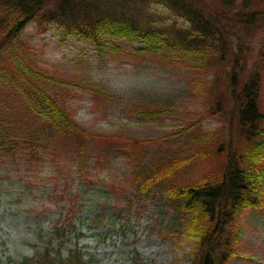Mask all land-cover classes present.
<instances>
[{
  "label": "trees",
  "instance_id": "16d2710c",
  "mask_svg": "<svg viewBox=\"0 0 264 264\" xmlns=\"http://www.w3.org/2000/svg\"><path fill=\"white\" fill-rule=\"evenodd\" d=\"M30 23L54 28L60 40L86 42L102 59L113 52L115 62L168 64L186 73L188 92L202 108L160 139L186 134L191 153L171 151L129 185L148 199L157 196L155 209L170 207L160 214L158 233L186 240L190 264H202L207 251L213 264H229L239 255L237 217L264 207V0H0V77L21 115L36 124L16 136L5 129L0 148L22 145L45 154L58 147L74 164L79 184L90 186L92 170L120 153L135 160L152 139L83 127L72 109L79 77L52 74L32 59L22 38ZM125 112L160 123L172 111L133 104ZM209 119L223 123L199 128ZM187 164L202 170L184 181L171 178ZM92 222L101 221L95 216ZM49 235L62 238L60 246L48 242L20 264L86 263L78 249L63 256L65 229Z\"/></svg>",
  "mask_w": 264,
  "mask_h": 264
},
{
  "label": "rangeland",
  "instance_id": "374dc122",
  "mask_svg": "<svg viewBox=\"0 0 264 264\" xmlns=\"http://www.w3.org/2000/svg\"><path fill=\"white\" fill-rule=\"evenodd\" d=\"M22 34L39 66L52 74L79 77L78 87L72 90L78 93L72 109L83 127L96 133L149 138L152 143L135 160L120 153L92 170L90 186L79 184L74 164L58 147L45 154L22 145L10 151L0 148V264H20L48 242L60 246L62 238L49 235L57 229H65L69 238L61 247L63 256L78 249L85 264H190L186 240L158 233L160 214H168L170 207L164 204L155 209L153 205L160 203L157 196L148 199L129 185L136 173L160 165L158 159L166 161L162 156L171 151L182 147L184 154L191 153L193 143L186 134L177 140L160 139L172 128L194 120L202 108L188 92L186 73L168 64L115 62L113 52L102 59L88 43L60 40L54 28L43 31L33 23ZM133 104L164 106L172 112L160 123L142 122L126 114ZM221 123L209 119L199 128L211 131ZM30 124L36 125L21 115L6 80L0 77V134L7 129L16 136ZM201 170L199 164H187L171 178L184 181ZM95 216L101 221L97 225L92 222ZM237 220L239 255L229 264H264V207L244 211Z\"/></svg>",
  "mask_w": 264,
  "mask_h": 264
},
{
  "label": "water",
  "instance_id": "95a60500",
  "mask_svg": "<svg viewBox=\"0 0 264 264\" xmlns=\"http://www.w3.org/2000/svg\"><path fill=\"white\" fill-rule=\"evenodd\" d=\"M202 264H212L210 253L208 251L204 255Z\"/></svg>",
  "mask_w": 264,
  "mask_h": 264
}]
</instances>
